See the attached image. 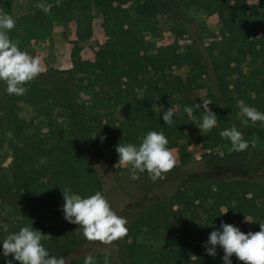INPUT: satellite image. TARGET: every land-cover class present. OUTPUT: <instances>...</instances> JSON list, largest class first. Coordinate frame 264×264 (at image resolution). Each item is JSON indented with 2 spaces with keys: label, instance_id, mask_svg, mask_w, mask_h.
<instances>
[{
  "label": "trees",
  "instance_id": "trees-1",
  "mask_svg": "<svg viewBox=\"0 0 264 264\" xmlns=\"http://www.w3.org/2000/svg\"><path fill=\"white\" fill-rule=\"evenodd\" d=\"M20 1L26 2V8L18 13ZM121 1L0 0V12L16 22L10 39L22 51L34 41L50 38L56 23L69 24L78 13L96 5L108 35L94 61L83 59L82 48L74 43L72 68L46 69L28 82L22 96L7 94L6 85L0 82V149L7 147L14 154L7 170L0 166V206L18 218L13 223L11 214L0 212V241L33 224L47 229L49 244L45 247L52 255L66 259L76 252L81 242L48 215L64 217L63 190L70 189L82 198L103 193V178L89 162L85 148L94 146L104 159L97 139L117 163L118 143L139 146L152 130L163 132L168 147L179 150V165L166 173L177 178L175 191L163 196L146 192L136 202L128 233L120 241L121 264H212V256L202 247L214 230L212 225L219 227L221 221L235 225L249 216L251 229L257 232L259 223H264V153L244 123L251 121L237 107L243 101L264 112V0L256 6L248 5V0H204L203 11L217 12L220 20V40L209 45L203 43L202 28L180 0H150L159 13L168 14L176 36L198 33L193 40L197 52L181 50L175 39L152 53L143 52L148 20L122 9L117 5ZM38 2L51 4V11L45 14L36 6ZM85 78L94 88L80 82ZM205 88L204 99L212 101L209 108L218 123L210 132L201 133L183 108L192 106L199 122L203 109L195 105L201 98L189 99L186 94ZM83 93L89 95L88 100L81 99ZM173 105L177 115L168 126L162 114ZM26 106L51 120L58 111L63 121L51 124L46 133H36L22 115ZM103 118L95 139L87 123ZM233 125L249 141L243 152L232 151L230 140L219 135ZM194 143L203 150L201 168L181 172L193 162L188 147ZM220 146L225 148L223 153L214 152ZM147 181L151 187L163 183V179L153 182L149 177ZM221 208L228 212L222 215ZM243 232L249 230L243 227ZM221 253L217 246V254ZM105 254L110 264H118L101 249L91 253L97 264H103ZM85 256L68 264H84ZM0 264H5L2 245Z\"/></svg>",
  "mask_w": 264,
  "mask_h": 264
},
{
  "label": "clouds",
  "instance_id": "clouds-1",
  "mask_svg": "<svg viewBox=\"0 0 264 264\" xmlns=\"http://www.w3.org/2000/svg\"><path fill=\"white\" fill-rule=\"evenodd\" d=\"M59 3V0H57ZM45 14L51 11L52 5L37 3L36 5ZM14 18L0 12V82L6 85L5 91L9 95L22 96L26 94L28 82L36 79L43 71L41 59L30 56L22 51L18 43L10 39L9 33L15 28ZM212 101L201 98L197 103V109L202 108L200 121L193 115L192 106H185L183 112L201 130V133L210 132L217 126V115L210 108ZM239 114L250 120L264 123V112L243 101L237 102ZM177 108H168L162 114L166 125L172 126ZM239 118V116L237 117ZM221 138L230 140L231 150L243 152L249 148V141L244 139L243 133L236 125L224 128L219 132ZM105 139L102 137V140ZM168 139L163 132L148 131L142 138L139 146L133 143H118L116 152L119 160L116 166L127 167L131 180H138L141 173L147 172L153 182L164 179L176 165L174 150L168 147ZM64 204L62 213L64 219L78 225L82 229L83 237L88 241H100L105 245L125 237L128 233L127 220L118 215L109 204L101 191L95 194L81 197L70 189L63 190ZM221 208L222 215L226 214ZM221 216V215H220ZM253 222L252 218L245 216L244 223ZM214 230L209 234L204 243L206 254L215 258L217 246L223 250L222 264H233L232 257L243 264H264V223H259L260 231L243 232L240 227L221 221L219 227L212 225ZM45 235L28 224L19 228L16 232L9 233L2 241V256L5 264H66L64 256L52 255L42 244ZM84 264H97V260L91 254L85 256ZM103 264H110L105 254Z\"/></svg>",
  "mask_w": 264,
  "mask_h": 264
},
{
  "label": "rangeland",
  "instance_id": "rangeland-1",
  "mask_svg": "<svg viewBox=\"0 0 264 264\" xmlns=\"http://www.w3.org/2000/svg\"><path fill=\"white\" fill-rule=\"evenodd\" d=\"M141 2L142 0H125V3L123 4L122 9L128 10L133 13L134 16L139 17L143 10H146L148 14H150L149 9H138L135 7L136 2ZM187 1V12L196 20L200 28L203 30V43L206 45L211 44L215 40H220V20L217 12H212L210 14H206L202 9V4L204 0H185ZM182 3V2H181ZM259 0H248V5L250 6H256L258 5ZM139 4V8L142 6H145L146 2L144 4ZM183 5V3H182ZM184 6V5H183ZM135 7V8H134ZM26 8V2L20 1L17 4V12L21 13ZM185 8V7H184ZM82 13V12H81ZM78 13L76 15V18L74 20V23L72 26L74 28H71L68 35H65L66 41L64 40L63 43H57V44H50V39L42 40V41H34L32 45L30 46L29 52L36 53L38 48L35 46H38L41 50L50 49L53 45L57 47L61 52L64 54L68 53V49L71 47L73 48L74 43H78L77 38L79 36H82L83 43L85 45L92 43L91 42V35H90V29L89 26H95L98 30V33H96V39H97V46L103 45L106 42V34H104L100 24L102 22V15L100 12V6L96 5L90 11L91 14L88 13ZM143 14V13H142ZM153 15V11L151 13ZM89 17V19L87 18ZM81 18L86 19V21L83 20V23H87L84 28H79L75 24L81 23ZM170 22H163L154 25H149L148 29L144 33V37H148L147 41H151L152 38L155 39V43L152 50H157L162 45H168L171 44L175 39L179 41L181 50H192L197 52L198 47L194 43V39H197L198 33H192L189 35L181 34L179 36L175 35V26L170 18H168ZM69 26V24H66L64 27ZM62 24H57L56 29H61L62 31ZM55 30V27H54ZM72 30V31H71ZM66 31V30H64ZM66 32H64L65 34ZM152 37V38H151ZM146 41V43H147ZM150 45V44H148ZM49 68V67H48ZM47 68V69H48ZM180 73H184V70H179ZM80 82L82 84H89V80L87 78L81 79ZM94 88L93 84H89V89ZM207 94V89H199L192 92H189L186 94V97L189 99L192 98H204ZM82 100H88L89 95L83 93ZM23 117L27 120V122L30 124V127L36 132V133H46L49 129V126L51 124L56 123H62L64 116L60 112H55V120H51L47 117L40 116L37 113L33 111L31 107H24V111L22 113ZM105 122L104 118L99 119L95 123L88 122L87 128L90 131V133L93 135V137H96V133L99 130V128L103 125ZM246 127L248 128L249 132L253 136L254 140L258 143L260 146V151L264 153V123L260 124H253L251 122L245 121L244 122ZM96 139V138H95ZM2 140L0 136V141ZM97 141L98 147L101 149L104 159H102L99 155V152L96 150L94 146H87L85 148L86 156L91 164H93L99 171L101 177L104 181V189H103V195L108 200L109 204L111 205L112 209L118 214L126 218L127 224L128 220L133 216V207L136 204V202L141 199L144 193L148 192L151 195H157V196H163V195H170L175 191V182L177 181V178H174V175L165 174V178L163 179L162 184H156L155 186H149L147 184V178L148 174L147 172L141 173L140 178L138 180H131L129 176V169L127 167H119L116 166L117 163L114 162V158L111 156L110 152L106 150L100 143V141ZM224 146H220L216 149H214V152L223 153ZM174 156L176 158V165H179L180 163V155L178 148H173ZM188 150L191 151L193 154V162L182 169H180L181 172L189 171L193 172L195 170H199L201 168V155L203 153V150L201 148V144H191L188 147ZM14 154L7 148L3 147V149H0V166L7 170L13 160ZM110 162H113L114 164L111 166ZM263 167H264V159H263ZM116 169L119 170V172H116ZM264 171V168H262ZM179 176V175H178ZM55 208H58V204L55 203ZM0 212L4 214V216L11 214V217L9 218L13 223L17 222L16 217L12 214V212L8 208H2L0 206ZM48 218L51 220H58L59 223H61V226L64 227L76 240H79L81 242V246L78 248L76 252L71 254L69 257L66 258V264H68L72 259L80 257L82 255H89L93 251L96 250H103L107 252L108 254L112 255L113 258L117 261L118 264H121L120 259V241L123 242V239H119L117 241L112 242L111 245H105L100 241H88L83 237L82 229L78 230V225L71 224L67 222L64 217L57 216V215H48ZM18 223V222H17ZM251 223H244V218L235 221V225L240 227L243 231V227L245 229H248L251 232ZM127 226V225H126ZM35 229L40 230L45 236L42 239V244L45 246L49 244V233L46 228L39 226ZM204 243L202 244V247ZM224 253L217 254L215 258L212 257V264H222V257ZM233 264H243V262L237 260L235 255L232 257ZM15 264H19V262H15Z\"/></svg>",
  "mask_w": 264,
  "mask_h": 264
},
{
  "label": "crops",
  "instance_id": "crops-1",
  "mask_svg": "<svg viewBox=\"0 0 264 264\" xmlns=\"http://www.w3.org/2000/svg\"><path fill=\"white\" fill-rule=\"evenodd\" d=\"M135 1V0H134ZM184 7L185 10H187V1L185 0H180ZM144 2H146L145 6H142L141 8H139V4H144ZM125 3V0H122L120 3H118L117 5L120 6L121 8L123 7V4ZM135 7L138 9H149L150 10V14L147 13L146 10H143L142 13L140 14L139 18H144L146 20H148L149 25H152L154 27V25L156 26V24L159 25V23H163V22H170L169 21V16L166 13H159L155 7V5L150 1V0H142L141 2H136L135 3ZM134 7V8H135ZM125 10V9H124ZM92 11V10H91ZM153 11V15L151 14ZM101 12V10H100ZM83 13H88L91 14L90 11H86V12H82ZM132 15L133 13L130 12ZM102 15V13H101ZM134 16V15H133ZM136 17V16H134ZM89 19V17H87ZM83 20L86 21V19L81 18V23H77L75 22V24L77 25V27L79 26V28H84L85 25L87 23H83ZM74 23V21L69 23V26L64 27L65 24H62V31L61 29H56L57 24H61V23H56L55 24V30H53V34L51 35L52 40L50 41V44H57V43H63L64 40L66 41L65 35L69 34V31L71 28H74V26H72V24ZM104 34H106V41L108 40V35L105 32L104 29V23H103V15H102V22L100 24ZM95 26H89V31H90V37H91V42L90 44L85 45V43H83V39L82 36H79L77 38L78 41V45L82 48L81 50V56L83 59L85 60H89V61H94L95 60V52L104 47L105 43L103 45H98L97 46V39H96V33H98V30L95 29ZM66 30V31H64ZM72 31V30H71ZM64 32H66L64 34ZM148 37H145V44L143 46V52L144 53H152L156 50H152L154 43H155V39L152 38L151 41H147L148 39H146ZM50 39V38H48ZM42 41V40H39ZM147 41V43H146ZM150 44V45H148ZM164 46V45H162ZM36 48H38V50L36 51V53L33 52H29L28 50L30 49V47L25 50L30 56H34V57H39L41 59V66L44 68V71L49 67V68H57V69H70L72 68V56H71V51L72 48L70 47L68 49V53L64 54L63 52H61L59 49H57V47H55V45H53L50 49H46V50H41L38 46H35Z\"/></svg>",
  "mask_w": 264,
  "mask_h": 264
}]
</instances>
